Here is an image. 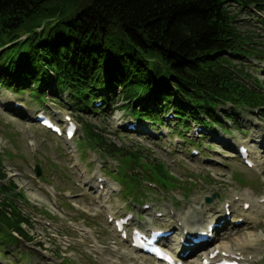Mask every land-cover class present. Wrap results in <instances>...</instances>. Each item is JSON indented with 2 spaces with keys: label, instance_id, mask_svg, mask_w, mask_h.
<instances>
[{
  "label": "rangeland",
  "instance_id": "374dc122",
  "mask_svg": "<svg viewBox=\"0 0 264 264\" xmlns=\"http://www.w3.org/2000/svg\"><path fill=\"white\" fill-rule=\"evenodd\" d=\"M231 10L238 14V30L255 48L264 45V12ZM252 52L248 49L243 62L232 64L264 93V61ZM117 106L88 114L49 97L40 103L28 92L0 87V168L6 176L0 184H15L27 201L18 202L20 211L32 222L22 225L27 240H0V264H161L133 251L114 231L109 218L127 215L130 228L171 231L165 245L174 252L182 222L204 230L208 221L224 215L215 239L182 263L198 262L215 247L218 257L212 262L217 263L224 257L219 248L231 251L256 241L247 264H264V109L229 107L237 125L218 114L221 126L208 131L190 122L178 133L171 111L164 125L156 126L134 120L122 102ZM41 114L57 121L61 130L73 123L74 137L65 140L42 128L36 120ZM79 120L121 151L110 155L92 146ZM240 146L253 167L241 162ZM154 162L166 171L162 178L155 172L158 166L151 167ZM246 203L254 205L252 212H245Z\"/></svg>",
  "mask_w": 264,
  "mask_h": 264
},
{
  "label": "trees",
  "instance_id": "16d2710c",
  "mask_svg": "<svg viewBox=\"0 0 264 264\" xmlns=\"http://www.w3.org/2000/svg\"><path fill=\"white\" fill-rule=\"evenodd\" d=\"M232 7L257 14L264 0H0V87L88 114L122 102L134 120L156 126L171 111L178 133L190 122L210 131L221 126L218 114L234 120L229 107L264 109L261 88L232 64L248 49L264 61V45L238 30ZM79 125L92 146L121 151ZM16 189L0 184V240L12 243L32 226Z\"/></svg>",
  "mask_w": 264,
  "mask_h": 264
},
{
  "label": "bare ground",
  "instance_id": "6f19581e",
  "mask_svg": "<svg viewBox=\"0 0 264 264\" xmlns=\"http://www.w3.org/2000/svg\"><path fill=\"white\" fill-rule=\"evenodd\" d=\"M248 159H249V157H248ZM253 207H254V205L250 204L249 208L245 212H249V213L252 212ZM224 219H225V216L221 215L218 218H214V219L208 221L207 224L205 223L206 224L205 229L210 227V226H212L213 223L217 224L220 221L223 222ZM192 225H194V227L189 226L188 223L185 222V221L182 222V230H181V233H180L179 240H181V238H183L182 240L186 241V239L184 237V232H187V234H194V233L196 234V232H201L203 230V229H201L202 227L201 228L199 227V224H192ZM221 225H222V223H221ZM185 227H187L186 231H184ZM217 230H218V227L214 228L212 230V235H216ZM219 230H221V229H219ZM238 233H240V232H238ZM255 242L256 241H251V242L247 243L246 245H241L239 248H236V249L231 250V251L227 250L225 248H221V249L219 248L218 254L221 255V256L223 254V256H224L222 258L220 257V260L234 262L235 264H247L248 262L246 261V259L248 258L249 255H251L253 253L252 252V249H253L252 247L254 246ZM189 249L191 251L193 250V248H191V247ZM185 250H187V248L186 249L183 248V251H185ZM216 250H218V248H216V247L213 250H209V251L206 250L208 252H207L206 255H204L203 258H200V260L198 262L191 263V264H210L209 256L211 254H214V252ZM183 251H181V252H183ZM203 254L204 253H202L201 255H203ZM216 257H218V255H216ZM108 262L112 263L111 261H108Z\"/></svg>",
  "mask_w": 264,
  "mask_h": 264
},
{
  "label": "water",
  "instance_id": "95a60500",
  "mask_svg": "<svg viewBox=\"0 0 264 264\" xmlns=\"http://www.w3.org/2000/svg\"><path fill=\"white\" fill-rule=\"evenodd\" d=\"M34 173L36 174V177H40L41 172L38 166L35 167ZM210 202H211V199L207 198L206 203H210Z\"/></svg>",
  "mask_w": 264,
  "mask_h": 264
}]
</instances>
